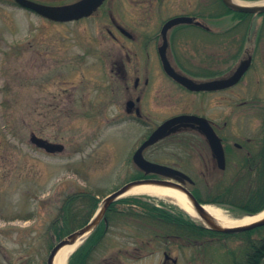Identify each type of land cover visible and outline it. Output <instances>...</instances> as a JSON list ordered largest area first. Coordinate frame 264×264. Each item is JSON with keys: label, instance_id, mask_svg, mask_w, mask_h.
<instances>
[{"label": "rangeland", "instance_id": "1", "mask_svg": "<svg viewBox=\"0 0 264 264\" xmlns=\"http://www.w3.org/2000/svg\"><path fill=\"white\" fill-rule=\"evenodd\" d=\"M34 1L61 5L77 0ZM168 1L109 0L89 19L57 24L20 9L13 0H0V264H46L54 239L48 225L67 194L90 191L99 194L100 201L138 174L132 155L148 129L126 113L125 102L131 92L124 89L113 65L121 41L108 34L106 27L111 23L105 15L112 9L119 22L136 32L156 31L167 17L180 12L178 0ZM211 3L214 18H220L210 25L235 27L230 47L232 40L239 46L244 38L249 49L259 43L262 66L257 78L258 98L242 97L236 91L229 99L216 94L208 100L204 116L220 125L227 123L226 135L233 152L230 167L223 174L193 178L195 184L189 188L203 200L221 191L219 182L226 184L236 176L238 161L259 156L264 140V15L247 17L241 23L236 16L226 14L220 0ZM182 28L201 33L191 25ZM134 44L130 57L134 53L141 57L142 51ZM141 68L136 74L135 66H126L130 87L135 76L142 78ZM180 100L176 107L152 111L145 121L156 126L168 116L187 110L189 98L181 96ZM31 133L63 144L64 152L50 155L34 147L29 142ZM174 143L165 141L144 155L161 164L179 165L182 170L196 169L198 164L184 157L183 148ZM233 143L245 144L244 151L236 152ZM151 200L171 208L172 214L176 212V206L168 201ZM116 210L117 217L89 264H163L164 252L177 259V264H232L231 257L242 256L246 238L215 237L205 239L201 248L185 247L186 242L180 245L171 234L155 238L154 226L129 214H137L138 209L119 204ZM223 210L232 215L229 207ZM263 236L264 229L252 239Z\"/></svg>", "mask_w": 264, "mask_h": 264}, {"label": "flooded vegetation", "instance_id": "2", "mask_svg": "<svg viewBox=\"0 0 264 264\" xmlns=\"http://www.w3.org/2000/svg\"><path fill=\"white\" fill-rule=\"evenodd\" d=\"M108 1L105 0L96 13ZM161 1L167 2L168 0ZM178 1L179 3L175 2V0L168 2L177 3L182 6L180 7V12H176L179 13L178 16L191 17L201 23V26L191 25L200 30V35L190 32L187 28H182L186 25L173 26L165 29V32L162 33L165 22L156 31H149L147 29L144 32H136V30L118 21L116 11L108 9L105 15L108 16L111 23L109 27H106L108 34L112 35V38L117 42L121 41V47L115 53L116 59L113 61V65L117 70V77L124 81V89L131 92L129 98H127L128 100L126 99L125 110L132 120L147 126L146 138L155 129H151L150 123L145 121L149 118V116L147 118L146 116L152 111H160L165 107L180 105L182 103L180 100L181 96L188 97L189 102L186 107L187 110L181 111L179 114H196L199 116H203L207 112V108L210 105L208 100L210 101L216 94H221L229 99L230 93L237 91V94L242 97L258 98L257 86L259 79L257 78L262 66L259 59L261 57L262 46L258 43L257 48L255 45L253 50L249 49L250 47L244 42L246 38H244L242 44L239 46H237L235 40H232V46L230 47L229 39L234 38L235 33L233 31L235 27L231 29H219L210 25V23L220 18H214L213 16L212 0ZM147 13L150 14V12ZM145 16L147 15L145 14ZM237 18V21L241 23L245 19V17L241 16ZM242 31V35H246L244 28ZM238 35L240 36V33ZM133 43L137 47L136 50L142 51L141 57L135 53L132 55L133 58L130 57V46ZM162 50L164 59L161 56ZM231 61H233L232 64L230 63ZM247 61L249 62V67L235 85L214 90L199 89L193 91L186 89L183 85L178 84L167 76L163 64L166 62L178 75L189 79L196 85H201L229 78L240 63ZM127 65L135 66L134 72L136 74H138L140 67H142V78L138 75L135 76L132 87L129 86L131 80L126 70ZM244 104L245 101L238 104V107H242ZM207 119H209V123L216 135L221 138L226 164L228 165L231 152L233 151H231L232 147L226 135L227 123L220 125L208 117ZM168 140L175 142L174 144L180 149L183 148L184 157L186 156L190 162L198 164L196 166L197 170L194 166L192 167V171L195 174L187 170V168L182 170L179 165H171L187 174L192 180L193 178H208L212 173L221 175L226 171L218 169L217 160L213 156L211 147L204 134L198 130L197 125L178 129L175 133L165 137L149 149L161 146L163 142ZM232 145L236 152H242L245 149L243 143H233ZM148 178L158 179L159 177L149 175ZM194 184L195 181L192 185L186 183L185 186H194Z\"/></svg>", "mask_w": 264, "mask_h": 264}, {"label": "trees", "instance_id": "3", "mask_svg": "<svg viewBox=\"0 0 264 264\" xmlns=\"http://www.w3.org/2000/svg\"><path fill=\"white\" fill-rule=\"evenodd\" d=\"M242 1L257 2L261 0ZM225 10L228 14L233 13L228 9ZM234 14L236 16L249 17L247 14ZM238 163L239 166L237 165V168H239L234 173V175L236 174L235 177L232 175L231 179L226 181V184L218 181L217 185L221 191L217 195L203 200L192 191L194 196L201 203L227 206L233 214L238 216H251L262 212L264 210V141L259 156H247L242 161H238ZM258 163L260 164L259 169L257 173L253 174L252 171L254 168L256 169ZM248 173L249 175H247ZM244 177L250 178V181L244 180ZM139 178H143L141 174H137L130 179ZM99 203L97 195H93L88 191L67 194L58 207L57 216L48 226L54 239L59 240L87 224L96 212ZM119 204L128 205L130 209H138L140 212L137 214H132V212L129 214L135 216L137 220L144 221L142 223L145 225L154 226L153 236L155 238L162 235L167 238L168 236L164 234H171L179 241L180 245L182 242H186L185 247L193 245L198 248L204 246L203 242L205 239H214L215 237L246 238L243 241L244 246L240 250L241 258L231 257L232 264H261L264 260V236L257 240L252 239L253 234L264 228L240 234H219L196 223L188 214L176 207L173 210L176 212L172 214V209L165 208L161 203H159L160 206L158 207L155 203L145 200V198L128 197L120 199L110 206L105 215L106 222L100 223L86 242L70 257L68 264H89L96 249L100 247L102 240L108 234L112 220L117 217L116 205ZM208 244L205 241V246H208ZM228 254H235V252H228Z\"/></svg>", "mask_w": 264, "mask_h": 264}, {"label": "water", "instance_id": "4", "mask_svg": "<svg viewBox=\"0 0 264 264\" xmlns=\"http://www.w3.org/2000/svg\"><path fill=\"white\" fill-rule=\"evenodd\" d=\"M16 4L19 6L31 10L37 13L40 16H43L49 20L55 22H68L73 20H78L82 17L89 16L92 12H94L104 0H81L75 4L67 5V6H59V7H52L41 5L35 3L30 0H14ZM223 3L232 11L245 13V14H260L264 13V3L260 4H244L239 5L233 3L232 0H222ZM193 19L191 18H176L168 21L163 29V33L165 29L172 27L177 24L182 23H192ZM199 25V23H196ZM249 62H242L237 67L236 71L232 74L230 78L224 81H215L210 83H204L202 85L193 84L191 81L186 80L173 71L171 67L167 63L164 64V68L168 75L173 77L177 82L181 83L182 85L186 86L190 90H199V89H207V90H214L218 88H225L234 85L239 81L244 71L247 69ZM193 123L200 124L199 129L200 131L206 136L209 145L212 149L214 157L217 159V163L219 168H225V159L223 149L220 144L219 138L215 135L212 131L211 127L208 125V122L204 118L196 117V116H189V115H181L174 117L168 121H166L163 125H161L150 137L147 141H145L141 147L136 151L133 156V161L135 164L143 170L146 174H157L166 178V180H158V179H142L129 182L122 186L120 189L116 190L115 192L108 195L103 202L101 203L100 208L98 209L97 213L93 217V219L83 228L75 231L68 237L64 238L60 242H58L51 250L47 264H53V260L55 255L57 254L58 250L66 244H73L76 240L88 234V236L97 228L100 222L103 220L105 213L107 212L108 208L119 198L123 197L124 194L133 186L137 185H159V186H167L173 187L180 190L185 197L189 200L199 217L203 220L201 222L206 228L219 232V233H240L253 230L255 228L263 227L264 226V218L248 224L247 226H236V227H228L223 228L214 223V221L207 215L205 212L203 205L197 201V199L193 196V194L185 187H183L184 181L191 180L184 175L183 173L169 168L167 166L154 164L151 162L146 161L143 158L142 151L147 146H150L160 140L161 138L166 137L167 135L176 132L181 127H187L193 125ZM29 142L33 144L37 148L43 149L47 153H62L64 150V146L61 144L51 143L46 139L37 137L35 134L31 133ZM170 179V180H169ZM174 180V181H172ZM87 236V237H88Z\"/></svg>", "mask_w": 264, "mask_h": 264}, {"label": "bare ground", "instance_id": "5", "mask_svg": "<svg viewBox=\"0 0 264 264\" xmlns=\"http://www.w3.org/2000/svg\"><path fill=\"white\" fill-rule=\"evenodd\" d=\"M233 3L239 5H246L252 3L240 2L239 0H232ZM162 139V138H161ZM160 139V140H161ZM224 170H226V165ZM133 195V196H147V201L149 202V197L156 198L159 200L168 201L175 206H177L180 210L190 215L191 218L196 223H201L203 220L199 217L189 200L185 197V195L178 189L167 186H159V185H137L131 187L124 196ZM198 201V200H197ZM199 202V201H198ZM213 204V203H212ZM212 204H203V208L207 215L214 221L215 224L223 227H236V226H247L253 222H256L262 218H264V211L255 216H243L240 218L234 217L225 210L219 208L218 206ZM204 228H206L203 224H201ZM208 229V228H206ZM210 230V229H208ZM88 234L79 237L76 242L73 244H66L61 247L57 254L54 257L53 264H67L68 258L70 255L84 242L87 238Z\"/></svg>", "mask_w": 264, "mask_h": 264}]
</instances>
